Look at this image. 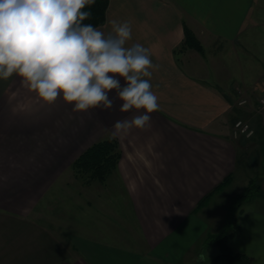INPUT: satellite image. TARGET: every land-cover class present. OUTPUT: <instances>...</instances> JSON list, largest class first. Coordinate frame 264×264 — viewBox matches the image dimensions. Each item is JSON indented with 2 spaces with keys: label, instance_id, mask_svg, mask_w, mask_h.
Instances as JSON below:
<instances>
[{
  "label": "crops",
  "instance_id": "0c3cea01",
  "mask_svg": "<svg viewBox=\"0 0 264 264\" xmlns=\"http://www.w3.org/2000/svg\"><path fill=\"white\" fill-rule=\"evenodd\" d=\"M112 20L130 24L125 47L144 46L157 66L144 79L159 109L113 137L116 121L144 110L121 112L113 92L111 109L74 111L15 74L0 79V264H200L216 254L205 237L216 234L215 188L236 166L231 107L264 92V0H108L95 28L107 36ZM184 25L202 54L180 49ZM107 137L117 166L86 180L72 163ZM241 215L229 245L264 264V226Z\"/></svg>",
  "mask_w": 264,
  "mask_h": 264
},
{
  "label": "clouds",
  "instance_id": "9594fccd",
  "mask_svg": "<svg viewBox=\"0 0 264 264\" xmlns=\"http://www.w3.org/2000/svg\"><path fill=\"white\" fill-rule=\"evenodd\" d=\"M95 0H0V79L14 74L46 104L58 97L74 111L111 109L113 92L121 112L143 109L130 120H118L112 136L142 129L158 111V97L148 79L153 64L140 44L131 39L128 22L112 20L107 36L91 24L83 11ZM123 80V85L121 84ZM200 259L204 256L201 254Z\"/></svg>",
  "mask_w": 264,
  "mask_h": 264
},
{
  "label": "rangeland",
  "instance_id": "374dc122",
  "mask_svg": "<svg viewBox=\"0 0 264 264\" xmlns=\"http://www.w3.org/2000/svg\"><path fill=\"white\" fill-rule=\"evenodd\" d=\"M237 103L238 100L232 105L231 110L233 109V112L229 117L231 135L233 140L235 142L237 141L238 144L235 170L232 174V180L228 185L220 188V192L216 193V196L209 202L211 203L216 200V209L214 211L217 212L216 217H219V219L212 218L211 222L214 224L210 226V231L216 232L215 235L228 234L232 229V225L228 220L234 219L237 223H240L243 216L241 215L242 212H245L244 218L246 219V223L253 219L251 223L258 222V225H260L261 222L262 226H264V154L261 153L262 141H264V112L256 107V102L249 103L247 100V103L241 106ZM237 120L248 122L252 131L249 137H245L241 134L235 135L234 137V123ZM82 177L86 178L85 175H82ZM251 179L258 182L261 191L255 199L243 203L240 208H237L234 206L236 203L235 198L244 192ZM207 237L208 236H206L205 239H207ZM206 243L211 244L210 241ZM215 250L217 254L218 249L215 248ZM205 254L208 255L207 251H205ZM215 255H213L212 258ZM212 258H207L206 260L204 258V261L200 264H209ZM217 264L227 263L221 260Z\"/></svg>",
  "mask_w": 264,
  "mask_h": 264
},
{
  "label": "trees",
  "instance_id": "16d2710c",
  "mask_svg": "<svg viewBox=\"0 0 264 264\" xmlns=\"http://www.w3.org/2000/svg\"><path fill=\"white\" fill-rule=\"evenodd\" d=\"M108 5V0H95L89 6H86L83 11H90L91 17L82 21L83 25L91 24L94 28L103 24L105 21V14ZM191 48L203 53V47L200 41L196 38L195 34L186 26H183V39L180 49ZM262 154H264V141H262ZM120 152L118 143L115 138L107 137L94 142L87 149H85L72 163V168L75 172L85 175L86 180L104 181L107 176L116 168ZM232 180V174L226 176L223 181L216 186L215 190L228 185ZM261 191V188L256 180H249L248 187L239 196L235 198V205L237 208L243 203H247L256 198ZM208 197L205 196L199 202L202 204ZM228 222L232 225V229L228 234L222 235H209L206 242H211L218 249V253L210 260L209 264H217L219 261L224 260L227 264H252V259L242 253L233 251L229 245L230 239L235 237L239 231V225L236 220L229 219Z\"/></svg>",
  "mask_w": 264,
  "mask_h": 264
},
{
  "label": "built area",
  "instance_id": "2783aa9c",
  "mask_svg": "<svg viewBox=\"0 0 264 264\" xmlns=\"http://www.w3.org/2000/svg\"><path fill=\"white\" fill-rule=\"evenodd\" d=\"M247 103V99L246 98H240L238 100V105L241 106V105H244ZM256 107L264 112V92H262L256 99ZM251 129H250V126L248 124V122H243L242 120H237L235 123H234V129H233V134H234V137L235 135H238V134H241L245 137H249L250 134H251Z\"/></svg>",
  "mask_w": 264,
  "mask_h": 264
}]
</instances>
